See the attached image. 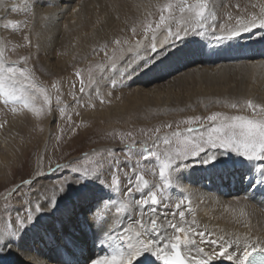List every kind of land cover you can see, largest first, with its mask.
Segmentation results:
<instances>
[{
  "label": "rangeland",
  "instance_id": "rangeland-1",
  "mask_svg": "<svg viewBox=\"0 0 264 264\" xmlns=\"http://www.w3.org/2000/svg\"><path fill=\"white\" fill-rule=\"evenodd\" d=\"M28 1L6 0L7 3L13 4L9 9V20L7 19L6 24L9 21H14L18 23V27L15 29L4 27L5 37L1 45L4 48L3 55L8 62L15 61L18 67L30 69L35 82L47 89L52 104L50 111L47 110L48 106H43L40 103L34 105V107L45 109L40 116H37L31 109L18 106L17 111L13 112L11 106L0 103V144L3 145L4 151L2 155L0 154V164L6 167L4 169L5 174L0 178V205H3L1 207L3 213H0V216L3 221L6 218L15 219L18 213L24 215L25 208H31L37 201V198H33L26 201V204L22 202L20 194L25 189L29 193L31 192L28 186L23 187L24 189L22 188L20 193L8 200H5L4 197L7 191L21 184L24 180L31 179L34 183L33 176L38 170L44 177L53 179V181L66 177L80 178V182H75L72 185L71 182L67 184L66 190L56 200L57 205L61 202L64 203L69 198H75L80 193L82 194V190L94 187L98 194L103 196L101 199L103 202H113L118 206L121 202L129 203L131 199H140V194L135 193L134 189L133 197L130 198L127 195L129 183L125 173L132 176L133 169L136 172L143 171L145 179L150 184L162 187L156 160L145 161L142 158L143 146L147 143L149 147H152L157 135L161 138L165 135L171 136L177 131L183 133L188 128H199L200 132H204L206 126L210 124L206 118L215 112L228 116L242 115L252 119H259L264 115L259 109L253 112L246 106V102L251 100L254 104L262 107L261 101H253L244 95L238 97L237 101L229 99L227 95L225 98L221 96L218 99L209 100L208 96L201 95L199 92L205 83H200L201 78L198 75L188 73L186 76H180V70L169 67L176 61L174 59L178 55L175 53L180 55L183 52L182 45L184 42L201 41L200 43L206 44L210 41L206 38L214 32L216 36L228 34L230 29L237 27L238 19H251L253 15L259 17L262 14L261 8L264 7V0H210L209 7L216 16V20L213 21L210 18L206 22L204 35L195 32H190L187 35L181 33V37L172 43V46H175L170 52L173 56L163 66L154 69L152 73L157 72L158 74L152 78L147 74L149 73L148 68L139 67V59L145 53H155L150 50L146 51L142 46L150 43L153 33L149 30V26L151 29L156 28L161 15L160 9L168 0H141L140 10L131 13L130 16L121 17L119 21L117 20L118 22L115 23L114 27H111L113 32L111 30L109 36L98 39L92 46L89 43H84V47L80 46V51L75 55L69 57L67 61L62 60L59 64L60 71L57 74L53 71V66L48 69L49 64H45L43 58L54 63L56 58L53 56H57V52L60 54L64 51L62 49L48 50V47L41 43L43 37L40 38V32L44 31L46 22L40 16L38 17L35 10L26 7ZM219 4L220 6H218ZM13 6L16 7L15 11L12 10ZM176 15L179 16L178 13ZM172 27L175 30V22H173ZM243 33L241 35L245 36ZM36 34L39 36L37 37ZM165 35L166 32L163 28L156 31L159 52L162 51L160 44ZM242 36H237L234 39L229 38V40H240ZM35 37L40 39H34ZM117 39L121 41L120 45L114 44ZM229 40H221V42H225L222 49L226 53L234 52L242 44H236L232 48L227 45ZM138 43L140 46L139 56L132 68L129 69L130 75L123 80V83H120L119 74L112 73L110 70H106L101 75L98 66L108 62L104 51H107L108 56H112L113 50L117 49V56L123 55V60L119 62L120 65H123L133 58ZM105 44L108 47L103 49ZM129 48L133 51H128ZM22 58H27V63H23ZM244 58L246 57L239 56L234 60L237 63H242L247 61ZM223 61L226 60L222 59L218 62ZM78 70L81 72L80 77L76 75ZM89 72H91L92 80L96 83H89ZM234 72L239 73L238 70L227 72L229 82L234 81L235 78L232 76ZM81 79L84 81L85 91L83 93L79 91ZM113 80L117 81L115 87L112 86ZM53 84H56L57 87L53 88ZM151 88L170 93L171 102L163 107L159 102L148 100L145 93ZM232 103H237V107H231ZM168 125L171 127L169 128ZM156 129H159L158 133ZM192 135H199V132ZM155 143L160 152L165 151L168 147L163 144L162 139L155 141ZM129 145H131L130 148ZM175 147L176 145L173 144L172 148ZM98 152L111 153L109 159L113 160V166L108 165L104 170L107 172L105 183L110 182L113 172L119 169L116 172L120 179L119 192L107 188L99 176L85 178L81 177L80 173L72 171L73 167L93 169ZM205 152L208 155L215 152L216 159L211 163L201 162L206 158L205 153L190 158L185 161L188 167L179 172V181L174 177L170 180L171 187L164 190L162 194L165 203L169 205L167 210L174 208L175 203L180 199H184L186 203L189 201L190 204L192 203L189 193L192 183L189 180L201 174L198 173L200 169L211 167V172H215L216 168L236 163L244 165L262 163L249 161L231 150L222 148H206ZM16 159L20 160L19 163ZM57 165L60 167L57 168ZM65 165L69 167H65ZM204 182H211V180L206 178ZM206 187L210 188V185ZM31 188L35 190L33 184ZM217 190L219 191L216 198L225 200L222 207L226 215L232 217L235 224L243 226L245 230H250L252 228L253 209L247 206L248 198L244 194L245 190L234 194L227 193L220 188ZM67 195L70 197L66 199ZM93 201L94 199L89 202L92 203ZM19 202L23 204L21 205ZM43 202L41 199V206ZM160 209L164 208L161 207ZM132 214L133 212H126L123 215L130 217Z\"/></svg>",
  "mask_w": 264,
  "mask_h": 264
},
{
  "label": "bare ground",
  "instance_id": "bare-ground-1",
  "mask_svg": "<svg viewBox=\"0 0 264 264\" xmlns=\"http://www.w3.org/2000/svg\"><path fill=\"white\" fill-rule=\"evenodd\" d=\"M140 2L141 0H29L26 7L32 8V10L34 8L38 17L40 16L46 22H44V31L40 32V38L43 37L41 43L45 44L48 50L62 49L64 51L60 54L57 52V56H53L56 58L54 63L43 58L45 64H49L48 69L53 66V71L57 74L60 71L59 64L62 60L67 61L69 57L75 55L84 43H89L92 46L98 39L109 36L111 27H114L121 17L130 16L131 13L140 10ZM12 5L6 0H0V46L4 42V25ZM38 24L40 25L39 22ZM243 34L245 36L238 35L242 36L240 40L230 41L227 39V41L229 40L227 45L232 48L236 44L242 43L234 52L227 53L222 49L225 42H217V36L213 34L206 38L210 40L206 44L200 43L201 41H186L183 45L181 44L184 48L183 52L180 55L175 53L178 55L174 59L176 61L169 67L180 70V76H186L188 73L198 75L201 78L200 83H205L199 92L201 95L208 96L209 100L218 99L221 96L225 98L227 95L229 99L237 101L238 97L244 95L253 101H261L262 107H264V26H260L259 20H257V27ZM36 36L38 37L39 34ZM167 46L159 54L145 53L139 59V67L148 68L149 73L147 74L151 78L158 74L157 72L152 73L154 69L163 66L173 56L170 52L175 46L172 44ZM242 49L245 51L244 53ZM239 56H245L244 59L247 61L235 62L234 59ZM222 59L226 61L218 62ZM55 63L57 64L55 65ZM230 70L239 71V73H232L235 78L233 82H229L227 79V72ZM145 96L151 102H159L163 107L171 102L170 93L153 88L147 90ZM2 147L3 145L0 144L1 155L4 152ZM19 161L18 159L17 162L19 163ZM252 164H231L216 168L215 172H211V167L197 170L201 174L189 180L192 183L189 192L192 200L191 214L187 209H183L186 212V219L191 222L194 218L196 225H199L197 231L207 229V232L211 234L207 237L209 239H218L221 236L225 240L245 236L264 239V177L259 170V165ZM5 168L0 164V178L6 172ZM38 171L33 176L35 179L33 187L35 186L36 192L43 190L41 192L43 197L53 195V185L74 179L66 177L53 181L44 175H37ZM206 178L211 182L205 183ZM72 184L75 182H71ZM207 185H210V188H207ZM219 188L232 194L245 190L244 194L248 198L247 206L253 209L250 230H245L243 226L235 224L232 217L223 211L222 204L225 200L216 198ZM94 189V187H89L82 190V194L80 193L75 198H69L70 196L67 195L66 199L69 198L68 200L58 205L56 203V206L50 211L38 213L35 220L23 229L17 230L13 226L6 235H0V249H3L0 250V264H91L97 258L110 256L113 249L108 246V240L122 236L123 227L136 218L137 214L133 212L130 217L123 214L118 216L115 207H111L104 219H94L93 214L96 209L104 203L101 200L103 196ZM20 195L24 204L28 200L37 198L34 192L29 193L26 189ZM92 199L94 201L90 203ZM46 205L47 201H44L42 208H45ZM1 207L0 213H3ZM165 210L158 209L160 212ZM1 222L3 220L0 216ZM117 243L122 248L127 245V241L122 239H117ZM200 246L205 251L219 250L207 244ZM133 264H163V262L156 259L151 253H145L138 260L133 261ZM215 264H231V262L218 260Z\"/></svg>",
  "mask_w": 264,
  "mask_h": 264
},
{
  "label": "snow or ice",
  "instance_id": "snow-or-ice-1",
  "mask_svg": "<svg viewBox=\"0 0 264 264\" xmlns=\"http://www.w3.org/2000/svg\"><path fill=\"white\" fill-rule=\"evenodd\" d=\"M209 3L210 0H191V2L190 0H168L160 9L161 15L156 28L151 29V26H149V30L153 33L150 43L142 47L146 51L150 50L159 54L156 31L161 28L165 30L166 35L160 44V49H164L165 46L180 38L181 33L187 35L190 32H195L204 35L206 22L210 18L213 21L216 20ZM12 10L15 11L16 7L13 6ZM176 13L179 14L178 17ZM261 13L259 17L253 15L251 19H238L237 27L230 29L228 34L217 36L216 41L235 38L241 35L242 32L250 31L252 28L257 27V20H259L260 26H264V7L261 8ZM173 22L176 24L175 30L172 27ZM4 27L15 29L18 27V23L9 21ZM213 35H215V32ZM125 43L127 42L125 41ZM114 44L120 45L121 41L117 39ZM107 47L108 45L105 44L103 49ZM139 47L138 43V48L135 50L133 58L123 65L119 64L123 60V55L117 56V49L113 50L112 56H108L107 51H104L108 62L99 65L98 71L101 75L106 70L118 73L120 83H123V80L130 75L129 69L132 68L136 58L139 56ZM128 51H133V49L129 48ZM3 53L4 48L0 46V103L11 106L13 112L17 111L18 106H22L24 109H31L37 116H40L45 110L43 107H34L37 103L48 106L47 110L50 111L52 99L47 89L35 82L30 69L18 67L15 61L8 62ZM22 62L27 63V58H22ZM76 75L80 77L81 72L78 70ZM89 83H96V81L92 80L91 72H89ZM116 84L117 81L113 80L112 86L115 87ZM56 87L57 85L53 84V88ZM79 91L81 93L85 91L83 79H81ZM57 99L59 98L57 97ZM246 106L252 109L253 112L259 109L261 113H264V107L254 104L251 100L246 102ZM231 107L236 108L237 103H232ZM206 119L210 124L206 126L204 132H200L199 128H188L183 133L177 131L172 133L171 136L165 135L161 138L157 135L155 141L162 139L163 144L168 146L163 152L159 151L155 141L152 147L145 143L142 158L145 161L156 160L162 187L150 184L145 179L143 171L136 172L133 169L132 176H128L125 173L129 183L128 197H133L135 192L140 194V199H131L129 203L121 202L118 206L105 201L96 209L93 218L96 220L104 219L111 207H115V212L118 216L126 212H135L137 217L123 227L122 236L108 240V246L113 249L111 255L97 258L91 264H133V261L138 260L145 253H151L163 264H215L218 260H226L231 262V264H264V239H253L251 236L236 237L228 240H225L222 236L218 239H209L207 237L211 234L207 232V229L197 231L196 229L199 228V225H196L195 219L193 218L191 222L186 219V212L183 209H187L189 214H191L190 201L186 203L184 199H180L175 203L174 208L169 211L167 210L169 205L162 198L164 190L171 187L170 180L174 177L179 181V172L181 169L188 167L185 161L198 157L201 153L206 155V158L201 161L203 163H211L216 159V153L213 152L208 155L205 152L206 148L231 150L249 161L262 162L259 164V170L262 173V177H264V115L259 119H252L242 115L228 116L215 112ZM168 127L170 128L171 125H168ZM156 132L158 133L159 129H156ZM197 132H199V135H192ZM173 144L176 145L174 149L172 148ZM128 147L130 148L131 145ZM96 156L97 159L94 161L93 169L73 167L72 171L80 173L81 177L85 178L99 176L101 182L107 188L119 192L120 179L116 174L119 169L113 172L110 182L105 183L107 172L104 170L108 165L113 166V160L109 159L111 153L98 152ZM59 167L60 165H57V168ZM65 167L69 166L65 165ZM37 175H42V173L38 171ZM70 182H80V178L65 180L60 184L53 185V195L51 197H43L41 195L43 190L41 192L33 190L31 188L33 180L31 179L24 180L21 184L7 191L4 197L5 200L20 193L23 187L28 186L29 190L37 196V201L31 208L25 209L24 215L18 213L15 219L6 218L3 223H0V235H6L13 226L17 230L23 229L35 220L38 213L50 211L54 208L58 196L66 190L67 184ZM41 199L47 201L45 208L41 206ZM161 207L166 210L163 212L158 211ZM117 239L126 240V247H120ZM202 244L214 246L219 250L205 251L200 246ZM230 249L233 250L230 251ZM236 249L240 250L237 251Z\"/></svg>",
  "mask_w": 264,
  "mask_h": 264
}]
</instances>
